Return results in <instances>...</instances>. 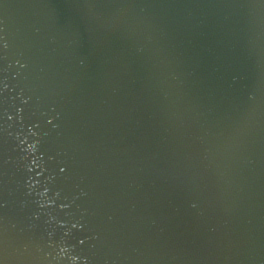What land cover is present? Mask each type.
Listing matches in <instances>:
<instances>
[{"label": "water", "instance_id": "95a60500", "mask_svg": "<svg viewBox=\"0 0 264 264\" xmlns=\"http://www.w3.org/2000/svg\"><path fill=\"white\" fill-rule=\"evenodd\" d=\"M0 264H264V0H0Z\"/></svg>", "mask_w": 264, "mask_h": 264}]
</instances>
